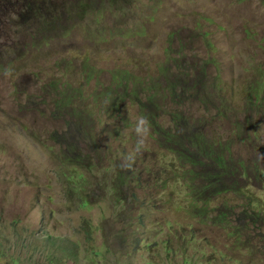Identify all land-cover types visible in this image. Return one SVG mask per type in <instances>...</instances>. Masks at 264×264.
Here are the masks:
<instances>
[{
  "label": "rangeland",
  "instance_id": "obj_1",
  "mask_svg": "<svg viewBox=\"0 0 264 264\" xmlns=\"http://www.w3.org/2000/svg\"><path fill=\"white\" fill-rule=\"evenodd\" d=\"M78 1L82 0H0V219L9 223L19 218L22 225L37 229L42 208H54L58 211L47 221L56 233L69 231L84 217L97 224L110 214L106 202L80 209L77 194L66 191L65 173L74 169L57 158L61 145L56 133H75L77 110L98 134L104 126L108 131L120 126L111 146L120 148L124 163L157 171L159 160L169 157L156 145L133 95L117 106L115 98L123 90L113 84V74L121 79L125 70L149 80L168 61L171 72L181 66L190 73L187 80L198 76L202 83L186 93L183 103L161 96L163 118L182 110L203 118L210 133L231 140L235 157L250 167L249 190L264 203V0H125L118 5L97 0L83 9ZM88 26L97 31L95 36ZM136 26H144L141 37L133 35ZM110 89L115 92L108 100ZM253 93L262 101L257 98L251 104ZM88 109L91 118L85 115ZM101 109L122 110L126 123L114 121ZM223 109L228 114L221 115L218 110ZM235 120L248 126V138L238 137ZM257 166L262 171L259 179ZM81 172L88 175L86 169ZM145 176L150 181L167 177ZM172 184L165 190L153 186L150 197L146 189L139 190L142 200L154 208L152 216L196 227L206 252H233L235 239L186 213L184 195L175 196L182 198V206L170 201L179 186ZM228 198L242 201L234 193ZM97 236L100 244L102 234ZM238 249V254L246 251ZM176 263L182 264L178 256L169 262ZM136 264L144 261L137 258Z\"/></svg>",
  "mask_w": 264,
  "mask_h": 264
},
{
  "label": "trees",
  "instance_id": "obj_2",
  "mask_svg": "<svg viewBox=\"0 0 264 264\" xmlns=\"http://www.w3.org/2000/svg\"><path fill=\"white\" fill-rule=\"evenodd\" d=\"M94 1L97 0L78 1L77 6L83 9ZM109 1L118 5L125 0ZM88 33L95 36L97 31L88 26ZM143 33L144 26H136L133 35L141 37ZM168 62L157 77L152 74L146 81L123 70L121 79L113 74V84L123 90L120 97L115 98L117 106L133 95L151 128L152 138L169 158L165 162V158L159 160L157 171L148 166L137 168L131 162L124 163L119 158L120 148L111 146L118 139L120 126H112L111 131L104 126L106 131L102 129L98 134L87 127L88 119L74 108L77 110V114L73 110L75 133L62 136L56 133L61 145L57 158L74 169V172L65 173L69 185L66 191L77 194L80 209L106 202L110 214L104 215L97 224L92 218L84 217L69 231L56 233L48 229L47 221L58 211L54 208H42L37 229L22 225L19 218L9 223L0 219V264H136L137 258L144 264H169L177 256L182 264H264V203L248 188L250 167L245 160L235 157L231 140H223L207 130L203 118L188 116L182 110L170 111L168 119L163 118L166 110L160 102L161 96L183 103L186 93L202 83L198 76L187 80L190 73L181 70V66L177 65V70L171 72ZM160 79L164 80L163 85ZM108 92L109 100L115 90ZM249 98L251 104H256L257 98L262 101L257 93ZM103 111L114 121L120 118L126 123L122 110L117 113ZM218 111L221 115L227 112L225 109ZM91 114L89 109L88 114L85 113L89 118ZM233 126L239 138L244 139L245 134L249 137L248 126L239 120H235ZM106 161L113 163L112 166L105 167ZM82 168L88 175L81 172ZM256 172V179H259L262 171L258 166ZM159 174L167 177L150 181L145 176L158 177ZM170 181L179 185L172 191L170 201L182 206V198L175 196L184 195L186 213L202 224L217 228L218 232L224 230L229 240L235 239L233 252L220 249L206 252L196 227L152 216L154 208L142 200L139 190L150 192L153 186L165 190ZM230 193L237 194L242 201L228 198ZM220 198L223 200L216 203ZM58 209L60 211V207ZM55 229L59 230V225L56 224ZM99 233L102 234L100 244ZM74 235L78 239L74 240ZM193 248L201 252L192 253ZM241 248L246 251L238 254L237 249Z\"/></svg>",
  "mask_w": 264,
  "mask_h": 264
},
{
  "label": "clouds",
  "instance_id": "obj_3",
  "mask_svg": "<svg viewBox=\"0 0 264 264\" xmlns=\"http://www.w3.org/2000/svg\"><path fill=\"white\" fill-rule=\"evenodd\" d=\"M137 131L139 132L140 131V128H137Z\"/></svg>",
  "mask_w": 264,
  "mask_h": 264
}]
</instances>
